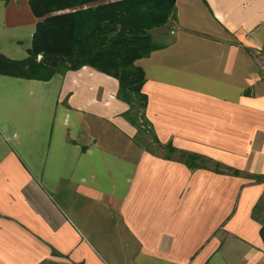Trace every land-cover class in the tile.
Wrapping results in <instances>:
<instances>
[{
	"label": "crops",
	"instance_id": "obj_1",
	"mask_svg": "<svg viewBox=\"0 0 264 264\" xmlns=\"http://www.w3.org/2000/svg\"><path fill=\"white\" fill-rule=\"evenodd\" d=\"M175 7L136 62L170 159L137 143L112 77L0 76V264H264V0ZM35 25L0 0V54L25 58Z\"/></svg>",
	"mask_w": 264,
	"mask_h": 264
},
{
	"label": "trees",
	"instance_id": "obj_2",
	"mask_svg": "<svg viewBox=\"0 0 264 264\" xmlns=\"http://www.w3.org/2000/svg\"><path fill=\"white\" fill-rule=\"evenodd\" d=\"M176 1L28 0L36 19L30 48L19 60L0 54V76L48 81L90 67L112 77L118 82L117 98L128 107L123 117L136 129L137 143L147 151H152L149 144H156L170 159L177 151L161 146L153 134L145 114V77L136 62L167 46V34L156 36L161 30L171 31L168 26L175 21ZM145 135L150 138L146 146ZM178 157L190 169L203 167L197 155L180 152ZM260 208L261 204L256 211ZM259 235L264 244V221Z\"/></svg>",
	"mask_w": 264,
	"mask_h": 264
},
{
	"label": "rangeland",
	"instance_id": "obj_3",
	"mask_svg": "<svg viewBox=\"0 0 264 264\" xmlns=\"http://www.w3.org/2000/svg\"><path fill=\"white\" fill-rule=\"evenodd\" d=\"M170 26V25H169ZM168 26V27H169ZM163 32V34H164V30H161L159 33L161 34ZM169 35H171L170 34V32H168V36ZM161 42L162 41H164L163 39H159ZM165 42V41H164ZM37 60H39L38 58H37ZM146 137H144V139L143 140H145L146 142H145V146H146V144H148L149 142H150V138L149 137H147L148 135H145ZM148 147V149L149 150H153L154 152H156V153H162V152H164L165 150H161L162 148L160 147V146H158V145H156V144H149V146H147ZM165 153H166V151H165ZM163 154V153H162Z\"/></svg>",
	"mask_w": 264,
	"mask_h": 264
},
{
	"label": "built area",
	"instance_id": "obj_4",
	"mask_svg": "<svg viewBox=\"0 0 264 264\" xmlns=\"http://www.w3.org/2000/svg\"><path fill=\"white\" fill-rule=\"evenodd\" d=\"M38 59H40V57H38ZM260 70L264 72V57L260 61Z\"/></svg>",
	"mask_w": 264,
	"mask_h": 264
}]
</instances>
